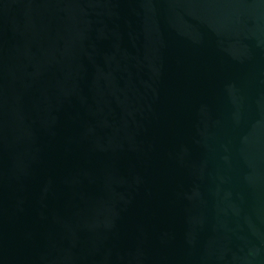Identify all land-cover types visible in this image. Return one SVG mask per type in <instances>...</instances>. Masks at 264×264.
I'll return each mask as SVG.
<instances>
[{"label":"water","instance_id":"obj_1","mask_svg":"<svg viewBox=\"0 0 264 264\" xmlns=\"http://www.w3.org/2000/svg\"><path fill=\"white\" fill-rule=\"evenodd\" d=\"M0 264H264V0H0Z\"/></svg>","mask_w":264,"mask_h":264}]
</instances>
